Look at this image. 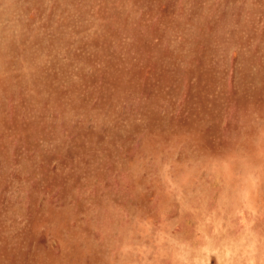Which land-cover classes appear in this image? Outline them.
<instances>
[{"label": "rangeland", "instance_id": "obj_1", "mask_svg": "<svg viewBox=\"0 0 264 264\" xmlns=\"http://www.w3.org/2000/svg\"><path fill=\"white\" fill-rule=\"evenodd\" d=\"M0 264H264V0H0Z\"/></svg>", "mask_w": 264, "mask_h": 264}]
</instances>
